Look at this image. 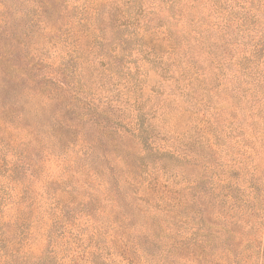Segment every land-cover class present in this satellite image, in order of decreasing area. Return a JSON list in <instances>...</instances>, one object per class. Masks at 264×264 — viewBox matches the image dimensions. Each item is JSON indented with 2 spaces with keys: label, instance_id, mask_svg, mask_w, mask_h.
<instances>
[{
  "label": "rangeland",
  "instance_id": "obj_1",
  "mask_svg": "<svg viewBox=\"0 0 264 264\" xmlns=\"http://www.w3.org/2000/svg\"><path fill=\"white\" fill-rule=\"evenodd\" d=\"M0 264H264V0H0Z\"/></svg>",
  "mask_w": 264,
  "mask_h": 264
},
{
  "label": "trees",
  "instance_id": "obj_2",
  "mask_svg": "<svg viewBox=\"0 0 264 264\" xmlns=\"http://www.w3.org/2000/svg\"><path fill=\"white\" fill-rule=\"evenodd\" d=\"M27 74V73H26ZM28 79H30L31 81H33V80H35L33 77H31V76H28L27 77ZM18 82H19V79H18ZM41 89L40 88H38V90L36 91V92H30L32 95H30L31 96V99H34V98H36V99H38L39 98V95H41ZM24 94L26 95V94H28V93H25L24 92Z\"/></svg>",
  "mask_w": 264,
  "mask_h": 264
}]
</instances>
